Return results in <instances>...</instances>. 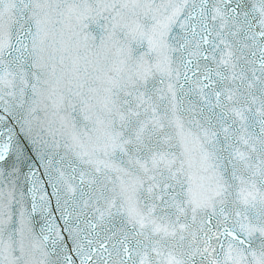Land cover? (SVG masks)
<instances>
[{
	"label": "snow or ice",
	"instance_id": "1",
	"mask_svg": "<svg viewBox=\"0 0 264 264\" xmlns=\"http://www.w3.org/2000/svg\"><path fill=\"white\" fill-rule=\"evenodd\" d=\"M0 264H264V0H0Z\"/></svg>",
	"mask_w": 264,
	"mask_h": 264
}]
</instances>
